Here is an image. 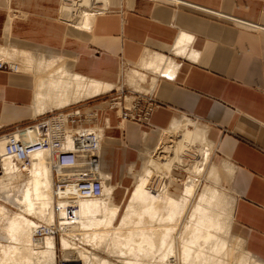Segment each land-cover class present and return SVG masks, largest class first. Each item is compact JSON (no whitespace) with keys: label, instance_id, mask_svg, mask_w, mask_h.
Instances as JSON below:
<instances>
[{"label":"crops","instance_id":"obj_1","mask_svg":"<svg viewBox=\"0 0 264 264\" xmlns=\"http://www.w3.org/2000/svg\"><path fill=\"white\" fill-rule=\"evenodd\" d=\"M62 6L63 2L61 17ZM58 8V0H0V60L12 62L23 52L24 64H29L32 52L55 56L65 59L73 73L115 86L119 66L137 68L146 54L164 57L153 72H159L154 87L158 107L151 119L153 130L165 133L175 119L182 117L208 127V140L221 162L218 166L225 163L232 171L228 184L234 195L230 233L264 264V0H105L88 30L63 19L75 31L58 21ZM83 40L89 51L61 53L65 48L81 49ZM35 84L30 72L0 70V138L29 125L42 110L54 106L42 103L38 108ZM95 98L86 99L90 101L85 106H101L112 123L110 112L102 107V98ZM138 127L126 123L119 142L138 144ZM143 139L144 144L152 142L148 133ZM107 140L101 150L102 171L111 181V156L117 142ZM111 185L114 205L128 207L136 188L123 189L132 193L117 205L114 199L119 189ZM122 217L116 216L113 225L120 221L114 227L121 226ZM233 225L240 236L232 233ZM121 232H113L106 244L98 243L95 249L102 244L111 251L110 257L120 261L118 257L127 254L124 250H132L126 247L132 239L136 246L129 244L140 252L139 237H132L131 231L124 237ZM92 251L80 252L82 264L87 257L103 258ZM178 257L180 260L181 251Z\"/></svg>","mask_w":264,"mask_h":264},{"label":"bare ground","instance_id":"obj_2","mask_svg":"<svg viewBox=\"0 0 264 264\" xmlns=\"http://www.w3.org/2000/svg\"><path fill=\"white\" fill-rule=\"evenodd\" d=\"M71 1L70 6L67 3H63L65 8L63 5L61 13L64 18H62L83 30L90 29L94 16L100 9H103L102 6L105 3V0ZM98 4H101V6H97ZM75 7L78 8L79 12L71 14L72 9ZM10 56L13 57V55ZM23 56L25 57L26 55ZM29 57V64H23V69L20 66L19 70L21 72L25 70L30 72V75H34L38 108H40L42 103H46L59 106L62 109L64 105L103 95L106 93V88L111 87L73 73L69 70L67 63L64 62L65 59L63 61L58 57L46 56L37 52L30 53ZM163 60L164 57L146 54L137 68L155 72ZM138 74L140 73L138 72ZM141 75L145 78L143 74ZM127 76L129 77L128 82H132L136 78L135 75L127 74ZM120 126L122 127L123 125L120 124ZM207 133L208 127L185 117L183 119H175L172 122L170 128L165 132V138L163 137L161 141L162 144L160 143L161 145L158 148L146 152V160L141 175L137 180L136 191L132 197V202L128 205L121 219L119 228L112 226V222L117 216L118 208L112 204L114 191L110 177L102 171L104 164L101 156V145V160L98 164L97 173L104 179V197L77 201V220L73 225L66 227L67 229L60 234V246L64 255L67 254L68 257L72 253L75 245L73 242L74 233L75 237L82 239L83 242L89 241L92 243L94 237H99L100 231L110 229L108 231L117 234L123 228L131 227L130 233L133 235L132 237H139L138 250H141L142 253H147L151 257L152 264H263L245 250L242 241L235 239L231 235L233 198L222 194L216 188H204L199 196L197 206L191 208L190 219H187L185 224L179 227L181 219L185 218L188 198L193 194V180H189L186 184L184 197L182 198L185 202L180 203L169 197L165 214L162 209H154L150 206L154 205L156 201L154 204L151 202L150 205L148 204L150 207L147 206L144 211V214L149 216V224L144 223L145 219H137L139 221L135 220L136 223L132 220L133 215L136 217L135 210L138 199L145 196L146 194L144 193L148 192L145 190L146 186L144 187V185L150 182L148 181L147 183L146 180V178L151 177L150 175L153 174L154 176V173H156L162 178H169L168 176L171 177L173 168L178 166L192 168V172L197 176H201L206 171V167L210 163L207 162L213 149V144L206 137ZM192 149L197 151V154H195V150L193 152L197 156L196 160L185 162L187 153H191ZM0 169L1 201L10 205H18L15 202L21 201L25 208L24 211L40 219L41 224H58L64 219L65 212L63 207H65L66 203L56 199L57 192L54 174L45 153L35 154L32 157L31 166L22 169L5 156V141L0 139ZM206 172L216 185L224 180L230 184L232 171L227 164L224 163L222 166L211 164ZM24 179L27 180L22 184ZM143 189L145 192H143ZM160 193L161 195H166V190L163 189ZM150 198V201L154 202V196ZM142 199H140V202ZM146 199L144 197L143 200L148 202L149 199L147 201ZM7 213L9 211L0 204V238L5 236L1 234L3 228H6L9 233L17 231L20 245L25 247L26 245H31L34 249L39 250L35 252L33 249V258L32 261L30 260V264H44L45 262L57 264V248L54 238L47 237L41 243L36 242L34 235L40 225L32 222H27L29 224H24L23 222L24 226L20 225L18 221L7 217L5 215ZM96 216L100 217L98 222L90 220ZM159 223L161 224V230L157 229V231H161V235L159 233L156 245L155 228ZM32 225L30 240L28 241L26 231ZM189 230H191V233H189ZM9 233L6 234L7 240L13 241L14 239L10 237ZM98 243H101V241L99 240ZM98 243H96V247ZM127 243L126 247L133 250L129 243L132 244L135 241L129 239ZM101 246L104 247L100 244V248ZM76 247L78 248L79 246L76 245ZM178 250L181 251L180 260L176 257ZM139 254L140 252L135 250L134 258L127 261V263L140 264L137 258ZM6 256L8 258L12 257V252H6ZM94 260L95 263L93 262V264H109L104 258ZM11 262L6 264H11Z\"/></svg>","mask_w":264,"mask_h":264},{"label":"built area","instance_id":"obj_3","mask_svg":"<svg viewBox=\"0 0 264 264\" xmlns=\"http://www.w3.org/2000/svg\"><path fill=\"white\" fill-rule=\"evenodd\" d=\"M0 70L19 72V66L0 60ZM100 98L104 110L115 112L121 125L135 123L153 128L151 119L158 107L154 88L140 93L120 87L95 99ZM89 101L44 113L29 125L0 138L5 141V156L22 169L31 166L35 154L45 153L54 174L56 199L66 203L64 219L58 224H39L34 235L38 243L47 237L57 241L62 231L75 223L77 201L104 197V179L98 175L97 169L104 134L111 125L101 106H85ZM74 241L82 243L78 239ZM59 257L58 264H81L75 256L70 261L64 256Z\"/></svg>","mask_w":264,"mask_h":264},{"label":"rangeland","instance_id":"obj_4","mask_svg":"<svg viewBox=\"0 0 264 264\" xmlns=\"http://www.w3.org/2000/svg\"><path fill=\"white\" fill-rule=\"evenodd\" d=\"M58 1H59L58 16H57L58 21L63 23V25L67 26L69 29H72L73 31H75V29L70 27V24L73 26H74V24L66 23L63 20L64 17L62 16L63 17L62 18L61 15H59V10L61 8L62 2L65 4L67 3V5L70 6L72 1L71 0H69V1L68 0H58ZM97 6L100 7L101 4H98ZM64 8H65V5H64ZM77 9L78 8H76V7L73 8L71 11L72 12L71 14H76L77 12H79V10H77ZM99 11H101V9ZM70 43H73V42H70ZM87 44L88 43L85 40H83L81 49H79L78 46L76 49H74V47L65 48V49H61L62 50L61 53H65V51H63V50H68L70 52H74L75 50H77V51L78 50H82V51L88 50L89 51V49H87L88 48ZM23 55L24 54L21 53V55L19 54L17 56H14L15 62L12 61L14 64H19L18 66H19V68L21 66V69H23L22 68V66L24 64L23 61L26 58ZM5 61H8V60H5ZM19 71L21 72V70H19ZM23 71H25V70H23ZM116 72H117L116 74L119 75V82L117 80H115L114 81L116 83L115 86L107 87L106 93H108L110 91L118 90L120 87H124V90L136 91V92H140V93H147V92H150L152 90V88L155 87L156 82L158 80V76H159V72H156V73L145 72L144 73L143 70H140L139 68H136V67L132 68L130 70V69L122 68L119 66V69H117ZM135 72H137V73L139 72L140 74L137 75V73H135ZM143 73L145 74L144 75L145 78L141 75ZM148 73L153 74L152 78H148V75H147ZM127 74H130L132 76L135 75L136 78L135 79L132 78L133 81L132 82L129 81L130 82L129 83L128 82L129 77L127 76ZM134 81H135V83H134ZM96 103H100V101H97ZM56 109H57L56 107L51 106V107L45 108L39 114L42 115L45 112L47 113L48 111H52V110H56ZM59 109H61V108H59ZM109 112H110L111 119H112V123L110 122V125H111V128L113 127V129L115 128V130L113 131V129H112V131L107 130V132H105L102 144L105 145V143L108 142L107 139L116 140V142H117V144L114 145V149L112 151V156H111L112 161H111L110 168H111V172H112L111 182L113 185L117 186V189H119V191H116L114 202L117 205H120V202L122 200H124V201L128 200L129 196L132 193L129 190L124 191L123 189H125V188L126 189H131V188L134 189V187L136 188V186H137V180H138V178L141 175V172L143 170V166H144V163L146 160L145 155H146V152L148 151V150H145V148H151V151H152V149L155 148V146L159 142H161V139L163 140L165 133H161L160 131L153 130L154 128H147V127L139 126L138 127L139 131L136 133L137 136L139 137V143L138 144H136V145L130 144L129 145L128 143H124L123 140H122V142L121 141L119 142V140L122 139L120 132H123V133L125 132V124L122 126L121 129L118 130V127L120 126L121 123H119V120H117V118H115V115H116L115 112H113V111H109ZM183 118L184 117H182L180 119H183ZM193 121L198 122L196 120H193ZM144 133H148L150 135V137H152V142H148L147 144L143 143ZM207 135H208V133H207ZM178 136H179V134H178ZM206 137L208 139V136H206ZM103 145H102V147H103ZM140 149H141V151H140ZM194 150L195 149H192V152L190 151L191 153H187V158L185 159L186 160L185 162L192 161L193 159L196 160L197 156H195L193 154ZM196 152L197 151L195 150V154H197ZM101 155H102V151H101ZM133 163L135 165L132 169L131 165ZM207 163H209V164L206 167L207 168L206 171L211 166V164L218 165L221 163L220 160L215 156L214 146H213V149L211 150V157H210V159H208ZM107 164H108V161H107ZM189 168H188V166H184V167L178 166L176 168L174 167L172 172H171V177L168 176L169 178H162L160 175H158L156 173H154V176L152 174V175H150L151 177H148V179L151 178L150 180H148L146 178L147 183H148V181H150L148 184L145 183V185H144V187L146 186L145 187L146 189L145 188L144 189L146 191H148L144 194H146L147 196L145 195V196L141 197L140 199H142V198L144 199V197H146L147 199H149L148 200V202H149L151 199L150 197L153 198V196H154V198H153L154 202L151 200L148 203L142 199L143 201L141 200V202H142L141 203L140 199H138L139 201L137 202V207L135 210V216L136 217H134V215H133L132 220L135 221L137 219H143V220L145 219V221H148L149 216L145 215L144 211L147 209V206H149L151 204V202L154 204L156 201L155 204H160V205L154 204V205H150V206L154 209H159V208L162 209L163 213L166 211V207L168 206L167 204H168L169 197H172L175 201L180 202V203L185 202V200H182V198L184 197L183 194H184L185 189H186V184L189 180H193L192 182L194 183V190H193L192 196L188 198V202L186 205V211H185L186 212L185 218L183 217L181 219V221L179 223V227L184 225L187 219H190L191 208L194 206H197V203L199 202V196L201 195L204 188H206V187L216 188V189H218L219 192L228 196L229 198H232L234 196L231 188L228 186L227 181H225V180L221 181L218 185H216L209 178L206 171H204L201 176H197L196 174H194L192 172V168L191 169H189ZM0 171H1V169H0ZM0 176H1V174H0ZM26 180L27 179H24L22 184H24L26 182ZM146 180H145V182H146ZM54 183H55V181H54ZM144 189H143V192H145ZM163 189L167 190V193H166L167 195H161L160 191ZM194 191H195V193H194ZM159 193H160V195H158ZM147 199H146V201H147ZM161 199H162V201H161ZM131 200H132V198H131ZM15 203L18 205H10V204L4 203L0 199V204L3 205L9 211V213L5 214L7 217H9L10 219H14V220L18 221L19 224L20 225L22 224L23 226L25 223L29 224L27 222H32V223L37 224V225L41 224L40 219H38L36 216L24 211L25 208L21 204L22 203L21 201H18V203L17 202H15ZM129 203H128V205H129ZM112 204L114 205L113 201H112ZM126 209H127V207L121 206V208H118V212L116 214L119 215L120 217H122L124 215V213L126 212ZM21 219H22V222H21ZM90 220H92L93 222H95V221L98 222L100 220V217L96 216L94 218H91ZM119 221H120V219L117 222H115L114 225L115 226L119 225ZM137 221H139V220H137ZM23 222H24V224H23ZM114 225H112V226L114 227ZM25 226H27V225H25ZM160 226H161V224L159 223V224H157V226L155 228L157 235L159 232V231H157V229L161 230ZM32 227H33V225L30 226L26 231V234H27L26 238L28 241L30 240L29 238L31 235ZM24 229H25V227H24ZM108 230H110V229H107L106 231H100V233L98 234L99 237H94V239H92L93 244L89 241L83 242L82 239H78L77 237H75V233H74V235H73L74 240L78 239V241H81L82 243L79 244L78 242L73 240L75 245H74V248L72 249V253L68 257H67V254L64 255L63 252L62 253L59 252V250H60L59 247H61L60 246V240L61 239H57V241L54 239L55 244H56V248H57V262L56 263L58 264V258H60L59 256L64 255L65 260L70 261V260H72L70 258L75 256V258L82 264V259L80 260V255H79V252L82 250L84 253H87V252L94 250V251H92L93 253H96L99 256L110 260L113 264H123L124 263V262H122L123 260H125V261L132 260L134 258L135 250H131V251L130 250H128V251L124 250V252H127V254L124 255V256H127L126 259H121L124 256H120V257H118V258H120L119 259L120 261H118V259L110 257V255H109V252H111L110 250L107 251L102 246L99 250L95 249L96 243H98L99 240L101 242H103L104 244H106L108 237L114 236L113 232L108 231ZM7 231L8 230L6 228H3L2 233H1L2 235H5V236L0 238V264H6V263L11 262V261H15L13 263L11 262V264H30V260L32 261V258H33L32 254H33L34 247L31 245L30 246L26 245V247L24 245H20L19 240H18V236H19L18 232L14 231V232L9 233ZM129 232H130L129 229L124 230L121 232V235H124V237H126ZM7 233H9L10 237L12 239H14L13 241L7 240V237H6ZM189 233H191V230H189ZM232 233L237 235V236H240V234L238 233V229L235 225H233V227H232ZM156 238H158V237H156ZM157 243H158V240H157V242H155V244L157 245ZM76 245H78L79 247L77 248ZM93 245H95V247H93ZM134 246H136V243H134ZM7 247H8V249H7ZM134 249H135V247H134ZM34 251L37 252L39 250L34 249ZM139 251H140V254L137 257L139 259L138 260L139 263L140 264H143V263L152 264L151 259H150L151 257L147 253L145 254V253H142L141 250H139ZM6 252H12L13 256L8 258V256H6ZM99 253H101V254H99ZM178 254L180 255V251L177 253V257H178ZM111 256H112V254H111ZM115 260H117L118 262H116ZM93 262L95 263L94 259H91L89 257L86 258V264H93ZM44 264H48V262H45ZM83 264H85V263H83ZM126 264H128V263H126Z\"/></svg>","mask_w":264,"mask_h":264}]
</instances>
